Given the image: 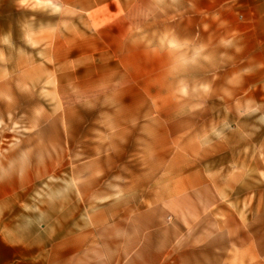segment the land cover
Returning a JSON list of instances; mask_svg holds the SVG:
<instances>
[{
    "label": "rangeland",
    "instance_id": "1",
    "mask_svg": "<svg viewBox=\"0 0 264 264\" xmlns=\"http://www.w3.org/2000/svg\"><path fill=\"white\" fill-rule=\"evenodd\" d=\"M0 234L264 264V0H0Z\"/></svg>",
    "mask_w": 264,
    "mask_h": 264
},
{
    "label": "crops",
    "instance_id": "2",
    "mask_svg": "<svg viewBox=\"0 0 264 264\" xmlns=\"http://www.w3.org/2000/svg\"><path fill=\"white\" fill-rule=\"evenodd\" d=\"M0 264H85L84 257L54 248L46 251L18 240L14 235L0 234Z\"/></svg>",
    "mask_w": 264,
    "mask_h": 264
}]
</instances>
